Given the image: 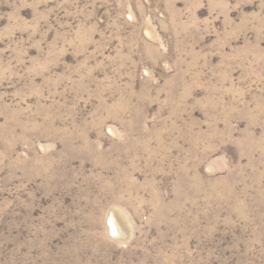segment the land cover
I'll list each match as a JSON object with an SVG mask.
<instances>
[{
	"label": "rangeland",
	"instance_id": "1",
	"mask_svg": "<svg viewBox=\"0 0 264 264\" xmlns=\"http://www.w3.org/2000/svg\"><path fill=\"white\" fill-rule=\"evenodd\" d=\"M0 264H264V0H0Z\"/></svg>",
	"mask_w": 264,
	"mask_h": 264
}]
</instances>
